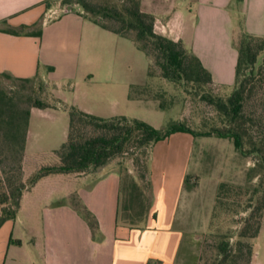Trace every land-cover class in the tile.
Returning <instances> with one entry per match:
<instances>
[{"label":"crops","instance_id":"1","mask_svg":"<svg viewBox=\"0 0 264 264\" xmlns=\"http://www.w3.org/2000/svg\"><path fill=\"white\" fill-rule=\"evenodd\" d=\"M141 6L154 17L155 29L181 41L220 88L233 86L240 34L264 36V0H141ZM74 12L51 18L46 0H0V80L39 77L59 87L60 80L72 78L73 50L55 47L48 39L58 33L67 38ZM78 108L101 118L129 117ZM31 134L28 128L24 161H38L41 153L51 156L57 149L30 144ZM171 179L152 180L145 219L139 226H128L118 220L121 178L115 168L46 176L22 193L15 219L0 227V264H198L202 241L195 229L181 224V210H189V202L179 177L176 186ZM73 197L94 215L95 233L71 205ZM251 264H264V260L253 256Z\"/></svg>","mask_w":264,"mask_h":264},{"label":"rangeland","instance_id":"2","mask_svg":"<svg viewBox=\"0 0 264 264\" xmlns=\"http://www.w3.org/2000/svg\"><path fill=\"white\" fill-rule=\"evenodd\" d=\"M47 3L53 11L51 18L75 11L66 30L67 38L58 33L53 40L48 39L55 47L73 50L72 78L60 80L59 87L39 77L27 81L9 77L0 80V88L20 110L34 109L31 107L34 99L50 106L42 111L32 110L29 115L30 144L59 148L68 128V114L61 108L62 103L86 107L97 115L124 113L160 129L181 122L194 130H203L215 121V110L200 99L201 95H187L166 79L148 76L149 60L132 39L95 25L91 14L84 13L76 0H48ZM36 27L41 29L40 24ZM232 88H213L211 93L226 96ZM158 93L164 94L161 101L165 108H159V101L154 98ZM129 95L144 100H131L127 98ZM177 136L180 137L156 142L151 151L123 154L105 167L115 168L120 174L121 206L129 195L131 181L137 183L146 200L152 192V180L166 176L174 179L176 186L179 177L187 197L185 202H189V210H181V224L187 223L188 229H195L202 241L201 264H211L217 241L223 236L230 238V242L235 241L240 222L258 206L264 194V166L255 157L238 152L232 140L214 136L194 138L184 133ZM186 136L190 139L186 140ZM7 149L6 145L1 148L0 171L5 170L3 175L16 178L17 173L8 169L10 165L15 166L18 155ZM40 157L38 161L31 158L24 161L23 156L22 179L55 162L46 152ZM221 183L240 190L237 195L231 192L230 199L219 203L216 195ZM37 190L41 191L35 194L44 191ZM120 213L125 217L123 210ZM261 214V233L249 242L253 256L264 260V207Z\"/></svg>","mask_w":264,"mask_h":264},{"label":"trees","instance_id":"3","mask_svg":"<svg viewBox=\"0 0 264 264\" xmlns=\"http://www.w3.org/2000/svg\"><path fill=\"white\" fill-rule=\"evenodd\" d=\"M115 1L118 0H76V3L84 13L91 14L94 23L102 29L134 41L149 60L148 76L166 79L187 95H201L200 99L215 110V121L203 130H194L181 122H173L160 129L126 116L101 118L75 105L62 103L61 108L68 114V128L65 140L51 152L55 162L40 167L24 180L21 163L30 110H20L7 92L0 88V155L3 145L18 155L15 166L10 165L8 169L17 173L18 177L3 175L5 170L0 171V227L5 221L15 219L22 193L38 180L54 174H95L115 158L140 150L142 153L148 149L151 151L156 142L175 133H187L194 138L214 136L232 140L238 152L255 157L264 166V36L240 34L236 42L233 88L226 96L213 94V88L218 86L214 84L210 72L181 41H174L155 30V19L143 11L141 0ZM30 33L39 36L38 32ZM163 95L158 93L154 96L159 101V108H165V103L161 101ZM31 107L46 109L50 106L34 99ZM147 175L149 181V172ZM140 177L143 180L145 176L142 174ZM129 185V195L123 206L119 199L118 220L128 226H139L147 215L151 198H143L135 181ZM121 190L122 187L120 194ZM238 190L240 187L221 183L216 199L223 203L230 199L231 192L237 195ZM70 203L95 233L98 223L94 215L77 198H71ZM263 207L264 194L256 209L240 222L235 231V241L230 242V238L224 236L217 241L212 250L211 264L252 263L254 251L249 240L260 234ZM121 210L125 212V217L121 216ZM201 254L202 250L198 264H201Z\"/></svg>","mask_w":264,"mask_h":264}]
</instances>
